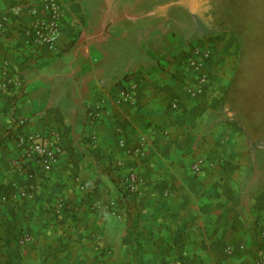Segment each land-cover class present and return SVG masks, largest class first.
Here are the masks:
<instances>
[{"label":"crops","instance_id":"0c3cea01","mask_svg":"<svg viewBox=\"0 0 264 264\" xmlns=\"http://www.w3.org/2000/svg\"><path fill=\"white\" fill-rule=\"evenodd\" d=\"M61 2L48 51L28 40L37 0H0V264H255L264 142L252 148L223 106L236 36L210 33L198 0ZM198 43L213 49L211 86L194 98ZM51 130L62 152L46 172L18 138Z\"/></svg>","mask_w":264,"mask_h":264},{"label":"built area","instance_id":"2783aa9c","mask_svg":"<svg viewBox=\"0 0 264 264\" xmlns=\"http://www.w3.org/2000/svg\"><path fill=\"white\" fill-rule=\"evenodd\" d=\"M64 12L61 0H37V5L30 10L33 19L28 25V40L48 51H56L61 36ZM212 53L211 44L198 43L192 45L186 58V64L196 74L194 83L187 86V92L194 98L200 97L211 86L208 63ZM136 88L137 84H134L131 88L122 89L118 103L132 102V91ZM176 106L174 104V107ZM99 117V111H91L88 114L89 125L93 126L99 120ZM23 122L21 121V123ZM48 134L55 136L56 141L47 139V135L36 137L25 134L18 138L19 145L24 149V158L39 161L46 172L52 170L62 152L59 142L60 134L52 130ZM17 163L20 164V162ZM192 168L195 172L200 170L198 164H194ZM124 188L130 195L137 196L140 193V181L137 173H130L125 178ZM6 199L5 195L0 196V202ZM255 264H264V252L260 253L259 260Z\"/></svg>","mask_w":264,"mask_h":264},{"label":"rangeland","instance_id":"374dc122","mask_svg":"<svg viewBox=\"0 0 264 264\" xmlns=\"http://www.w3.org/2000/svg\"><path fill=\"white\" fill-rule=\"evenodd\" d=\"M198 9L200 20L204 18V24L207 25L210 33L227 32L226 30H229L227 21H229L238 26L245 35L248 33L254 35L256 43L251 42V48L253 51L261 52L260 57L256 59L257 63L251 65L257 75L254 80L244 78L243 82L244 86L254 90L257 97L259 95L254 102L264 111V0H198ZM247 73L248 69L243 68L242 75ZM243 94L246 92L244 91ZM258 116L263 119L264 113Z\"/></svg>","mask_w":264,"mask_h":264},{"label":"trees","instance_id":"16d2710c","mask_svg":"<svg viewBox=\"0 0 264 264\" xmlns=\"http://www.w3.org/2000/svg\"><path fill=\"white\" fill-rule=\"evenodd\" d=\"M227 22L229 30L226 31L232 33L238 39L240 53L234 77L223 98V106L232 113L231 118L244 131L248 137L250 146L255 148L264 142V118L260 119L258 116L259 114H263L264 111L260 105L254 102L256 98L258 99L259 95L257 97L254 90H250L249 86H244L243 79L247 78L251 81L256 78V70L254 73L251 65L257 63L256 59L260 57L261 52L257 50L253 51V48H251V42L256 43L254 35L249 33L245 35L238 26L229 23V21ZM243 68L248 69L246 75H242ZM243 87H246V89ZM244 91L246 94H243Z\"/></svg>","mask_w":264,"mask_h":264}]
</instances>
